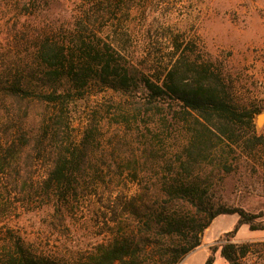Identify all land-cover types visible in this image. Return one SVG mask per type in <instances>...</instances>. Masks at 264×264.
<instances>
[{
	"label": "trees",
	"instance_id": "obj_1",
	"mask_svg": "<svg viewBox=\"0 0 264 264\" xmlns=\"http://www.w3.org/2000/svg\"><path fill=\"white\" fill-rule=\"evenodd\" d=\"M117 9L110 0H89L71 27L39 30L25 54L2 61L0 176L13 190H25L35 162L42 161L40 188L55 205L102 180L103 165L127 175L136 191L113 200L109 237L73 260L36 253L10 234L0 264H178L222 214L237 219L209 246L203 264H213L218 250L228 264H242L264 248L232 239L243 225L264 230V214L218 202L213 190L233 170L235 148L261 141L253 133L260 109L239 105L221 67L188 43L173 41L174 55L161 73L137 71L120 45L130 33L115 25L103 34L119 20ZM94 87L132 105L117 117L124 133L110 141L108 154L99 153L96 118L78 141L71 133L70 101Z\"/></svg>",
	"mask_w": 264,
	"mask_h": 264
},
{
	"label": "rangeland",
	"instance_id": "obj_2",
	"mask_svg": "<svg viewBox=\"0 0 264 264\" xmlns=\"http://www.w3.org/2000/svg\"><path fill=\"white\" fill-rule=\"evenodd\" d=\"M89 0H0V64L13 55L22 56L30 41L44 28L71 27L74 16ZM117 18L108 24L130 33L121 43L137 71L157 75L171 62L175 40L194 48L221 67L232 85L235 101L264 111V0H110ZM132 105L111 89L90 88L68 105L73 139L78 141L88 123L96 118L102 133V151L122 135L117 118ZM123 113V112H122ZM255 146L241 142L235 148L233 170L213 190V198L227 205L264 214V120L254 121ZM116 138V137H115ZM110 155V154H109ZM108 155V158H109ZM102 180L83 184L78 198L55 205L43 189L45 165L36 161L25 190L16 191L0 176V256L10 234L20 237L36 253L73 260L107 239L112 227V202L136 191L127 175L102 166ZM104 169V170H103ZM11 189V190H10ZM236 214L215 217L203 231L202 242L178 264H203L210 245L232 228ZM232 241L256 242L264 248V230L240 227ZM213 264H228L215 253ZM242 264H264V250L248 255Z\"/></svg>",
	"mask_w": 264,
	"mask_h": 264
},
{
	"label": "water",
	"instance_id": "obj_3",
	"mask_svg": "<svg viewBox=\"0 0 264 264\" xmlns=\"http://www.w3.org/2000/svg\"><path fill=\"white\" fill-rule=\"evenodd\" d=\"M263 120H264V111L254 116V121L256 126H260L263 123ZM200 235L201 236L203 235V231L200 232Z\"/></svg>",
	"mask_w": 264,
	"mask_h": 264
},
{
	"label": "crops",
	"instance_id": "obj_4",
	"mask_svg": "<svg viewBox=\"0 0 264 264\" xmlns=\"http://www.w3.org/2000/svg\"><path fill=\"white\" fill-rule=\"evenodd\" d=\"M221 257V256H220ZM215 262V261H214Z\"/></svg>",
	"mask_w": 264,
	"mask_h": 264
}]
</instances>
